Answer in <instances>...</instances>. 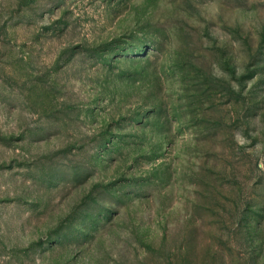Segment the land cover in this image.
Segmentation results:
<instances>
[{"label": "rangeland", "instance_id": "obj_1", "mask_svg": "<svg viewBox=\"0 0 264 264\" xmlns=\"http://www.w3.org/2000/svg\"><path fill=\"white\" fill-rule=\"evenodd\" d=\"M0 264H264V0H0Z\"/></svg>", "mask_w": 264, "mask_h": 264}]
</instances>
